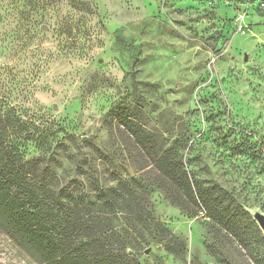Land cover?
I'll return each mask as SVG.
<instances>
[{
  "label": "rangeland",
  "instance_id": "1",
  "mask_svg": "<svg viewBox=\"0 0 264 264\" xmlns=\"http://www.w3.org/2000/svg\"><path fill=\"white\" fill-rule=\"evenodd\" d=\"M124 115L230 209L190 217L149 188L186 252L140 263L264 264V0H0V136L24 162L60 186L152 179ZM0 264L41 263L0 228Z\"/></svg>",
  "mask_w": 264,
  "mask_h": 264
},
{
  "label": "trees",
  "instance_id": "2",
  "mask_svg": "<svg viewBox=\"0 0 264 264\" xmlns=\"http://www.w3.org/2000/svg\"><path fill=\"white\" fill-rule=\"evenodd\" d=\"M123 123L143 150H152V179L144 180L143 173L91 180L89 188L78 182L60 186L0 136V228L41 264H141L151 246L182 258L184 241L154 215L151 187L187 216L203 212L230 223V209L214 187L191 181L179 150L154 149L131 117L124 115Z\"/></svg>",
  "mask_w": 264,
  "mask_h": 264
},
{
  "label": "water",
  "instance_id": "3",
  "mask_svg": "<svg viewBox=\"0 0 264 264\" xmlns=\"http://www.w3.org/2000/svg\"><path fill=\"white\" fill-rule=\"evenodd\" d=\"M244 59L246 60V57ZM255 220H256L257 224L259 225L260 229L264 233V216L261 215V214H256L255 215Z\"/></svg>",
  "mask_w": 264,
  "mask_h": 264
}]
</instances>
